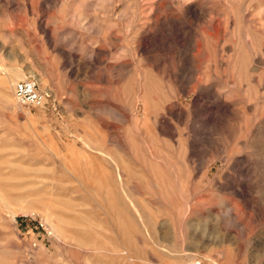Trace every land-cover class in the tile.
<instances>
[{
    "label": "rangeland",
    "instance_id": "1",
    "mask_svg": "<svg viewBox=\"0 0 264 264\" xmlns=\"http://www.w3.org/2000/svg\"><path fill=\"white\" fill-rule=\"evenodd\" d=\"M193 261L264 264V0H0V264Z\"/></svg>",
    "mask_w": 264,
    "mask_h": 264
},
{
    "label": "built area",
    "instance_id": "2",
    "mask_svg": "<svg viewBox=\"0 0 264 264\" xmlns=\"http://www.w3.org/2000/svg\"><path fill=\"white\" fill-rule=\"evenodd\" d=\"M15 95L20 104L23 105H42L44 96L39 90V84L35 79L18 81L15 86ZM194 264H200L196 262Z\"/></svg>",
    "mask_w": 264,
    "mask_h": 264
},
{
    "label": "bare ground",
    "instance_id": "3",
    "mask_svg": "<svg viewBox=\"0 0 264 264\" xmlns=\"http://www.w3.org/2000/svg\"><path fill=\"white\" fill-rule=\"evenodd\" d=\"M28 77H30V76H28ZM259 137V136H258ZM197 261H193L192 263H190V264H194V263H196Z\"/></svg>",
    "mask_w": 264,
    "mask_h": 264
}]
</instances>
